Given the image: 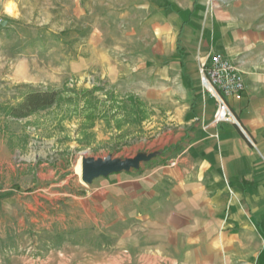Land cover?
Masks as SVG:
<instances>
[{
	"label": "rangeland",
	"instance_id": "obj_1",
	"mask_svg": "<svg viewBox=\"0 0 264 264\" xmlns=\"http://www.w3.org/2000/svg\"><path fill=\"white\" fill-rule=\"evenodd\" d=\"M211 52L237 59L244 78L264 69V0H0V264H189L127 204L100 205L102 177L87 183L76 165L144 158L125 178L175 165L191 120L214 118L198 72ZM34 89L58 101L12 115ZM232 110L252 143L232 156L254 176L264 121L251 104ZM203 251L200 264H242L247 252Z\"/></svg>",
	"mask_w": 264,
	"mask_h": 264
},
{
	"label": "crops",
	"instance_id": "obj_2",
	"mask_svg": "<svg viewBox=\"0 0 264 264\" xmlns=\"http://www.w3.org/2000/svg\"><path fill=\"white\" fill-rule=\"evenodd\" d=\"M246 71L243 97L229 98V103L236 110L247 104L257 107L254 120L262 124L264 69ZM201 116L191 120L196 128L175 165L157 167L142 177L101 176L104 189L96 199H110V208L127 204L136 210L144 232L157 235L162 248L174 245L183 251L184 263L200 264L203 250L210 258L218 243L224 250L246 249L242 264H264V170L249 176L245 161L237 166L232 156L236 146L244 153L252 147L237 125L214 124L212 111Z\"/></svg>",
	"mask_w": 264,
	"mask_h": 264
},
{
	"label": "built area",
	"instance_id": "obj_3",
	"mask_svg": "<svg viewBox=\"0 0 264 264\" xmlns=\"http://www.w3.org/2000/svg\"><path fill=\"white\" fill-rule=\"evenodd\" d=\"M198 72L203 89L216 102L213 123H233L245 134L229 103V98L241 99L245 92V80L238 60L219 52H211L199 56Z\"/></svg>",
	"mask_w": 264,
	"mask_h": 264
},
{
	"label": "water",
	"instance_id": "obj_4",
	"mask_svg": "<svg viewBox=\"0 0 264 264\" xmlns=\"http://www.w3.org/2000/svg\"><path fill=\"white\" fill-rule=\"evenodd\" d=\"M144 160L142 157L128 160H113V159H99L94 160L86 158L83 160V174L82 179L91 183L95 178L101 176H108L113 173L128 171L132 168H138L140 163Z\"/></svg>",
	"mask_w": 264,
	"mask_h": 264
},
{
	"label": "trees",
	"instance_id": "obj_5",
	"mask_svg": "<svg viewBox=\"0 0 264 264\" xmlns=\"http://www.w3.org/2000/svg\"><path fill=\"white\" fill-rule=\"evenodd\" d=\"M58 97L56 90H31L18 105L11 108V114L18 118L27 117L33 112L53 106L58 101Z\"/></svg>",
	"mask_w": 264,
	"mask_h": 264
},
{
	"label": "bare ground",
	"instance_id": "obj_6",
	"mask_svg": "<svg viewBox=\"0 0 264 264\" xmlns=\"http://www.w3.org/2000/svg\"><path fill=\"white\" fill-rule=\"evenodd\" d=\"M8 11H11V12L14 11V6H12L11 8H9ZM82 167H83V165H82V159H79V161H78V163L76 165V172H77V174L80 177H82V174H83V168Z\"/></svg>",
	"mask_w": 264,
	"mask_h": 264
}]
</instances>
